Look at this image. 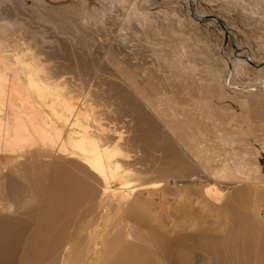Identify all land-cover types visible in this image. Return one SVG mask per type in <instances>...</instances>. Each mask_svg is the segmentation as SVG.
<instances>
[{
    "label": "bare ground",
    "instance_id": "obj_1",
    "mask_svg": "<svg viewBox=\"0 0 264 264\" xmlns=\"http://www.w3.org/2000/svg\"><path fill=\"white\" fill-rule=\"evenodd\" d=\"M191 3L196 6L198 1ZM195 11L197 17H208L197 7ZM21 46L8 51L10 61L0 62V167L13 175L7 176L0 200L9 206L22 203L21 208L37 206L31 210L35 219L31 213L18 219L3 211L0 214L4 215L0 216V264H159L158 259L146 260L151 250L168 264L216 259L217 245L199 242L197 231L165 238L167 226L160 224L162 217L154 212L152 201L159 194L175 191L185 201L182 208H187L193 195L202 196L197 203L209 214L214 212L213 220L223 225L220 218L225 212L219 205L223 196L239 194L236 190L241 185L253 186L255 194L264 189L262 171L258 172L264 169V126L255 125V130L246 128L240 134L254 141L249 152L234 138V128L225 124L231 121V113L220 120L210 106L213 98L221 100L227 93L211 95L210 89L203 90L208 84H188L187 99L181 97L184 91L166 94L155 85V71L160 67L163 80L168 81L165 66L155 69L148 61L135 64L127 59L121 60L127 74L97 69V75H85L87 80L79 76V84L62 76L53 80L51 70L46 72L31 56L23 40ZM139 69L141 80L136 73ZM172 69L177 76L186 74L181 67L173 65ZM4 70L13 74L6 75ZM240 89L244 90L237 87L234 91ZM242 121L249 123L247 116ZM239 154L246 163L238 161ZM53 169L63 175L59 184L49 186ZM239 173L258 176L242 182L237 180ZM173 181L175 186H171ZM199 181L211 183L202 189L196 186ZM230 217L226 221L232 223L228 226L232 240L234 233H241L242 218ZM30 221L36 223L33 229ZM153 222L160 227H152ZM185 223L190 225L183 222L178 231L191 227L209 236L207 226L200 227L191 216ZM243 234L249 233L244 229ZM132 238L137 243H131ZM166 246L171 250L165 251ZM224 260L233 264L235 256L227 255ZM258 260L254 263L259 264Z\"/></svg>",
    "mask_w": 264,
    "mask_h": 264
},
{
    "label": "rangeland",
    "instance_id": "obj_2",
    "mask_svg": "<svg viewBox=\"0 0 264 264\" xmlns=\"http://www.w3.org/2000/svg\"><path fill=\"white\" fill-rule=\"evenodd\" d=\"M197 1L198 4L193 6L191 0H0V62L6 63L9 58L8 51L11 49L22 48L23 40L31 56L43 66L45 71L51 70L53 76H50L54 77L53 80L55 76L60 79L62 76L71 79L74 84H79V76L87 80L86 74L97 75V69L106 74H127L124 72L125 66L121 62L122 59L130 60L135 64L142 62L145 64L148 61L153 63L155 69L159 65L170 70L169 67L172 65L170 72L164 69L168 74L165 75L169 77L167 82L161 75L160 70L163 67L155 71L157 77L155 80L158 82L155 83L156 89L166 94L174 90L181 94L184 91L185 94L181 95L184 99L189 97L188 84L192 83L196 86L208 84L209 88L203 87V90L210 89L211 92L208 93H213L211 95L222 97L227 93V96H223L221 100L213 98L216 102L210 101V106L214 107L215 115L220 120H225L226 113H231V121L227 120L225 124L230 129L234 128L232 129L236 131L234 138H239L242 148H248L250 152L254 141H246L240 134L246 132V128L255 130L257 125L264 126V86L260 84V82L264 83V0H258V2L256 0ZM196 7L205 14L204 16L210 18L195 16ZM219 21L223 23L227 31L223 29ZM8 60L10 61V58ZM173 65L185 70L186 74L182 72L185 76H177L173 73ZM4 72L6 75L13 74L10 70H4ZM136 73L141 80V69ZM194 73H196L195 76ZM230 85L236 87H230ZM237 87L244 90L234 91ZM101 88L106 86L103 85ZM138 103L139 101L135 105ZM131 109L133 111V107ZM225 110L227 112H224ZM246 116L249 123L246 122L245 125L242 118ZM261 132L259 131V135ZM243 137L247 138V136ZM253 158L254 156L250 157V159ZM244 160L245 158L241 156L238 161ZM22 163L25 162L22 161ZM25 164H22L23 167L30 172V167ZM52 172L50 175H53V178L48 179L49 186H55L61 181L63 175L54 169ZM258 172L264 179V169L261 168ZM39 175L43 178L41 173ZM7 176L13 175L3 173L0 167V193L4 190ZM257 176V173L249 175L239 173L237 180L250 182ZM17 182L24 187V182L19 179ZM206 182L199 181L196 186L206 188L211 181L207 182L208 184ZM170 183L171 186H175L174 181ZM248 186L250 185L239 186L236 190L239 194L235 195L234 192L233 199L217 192L218 196H223L222 201L219 202L220 208H223L220 210L225 212L220 218L223 220H221L223 225H217L219 223L215 222L214 212L209 214L206 208L197 203L201 201L202 196L193 195L192 203L187 209L182 208L185 201L179 192L159 194L152 201V205L154 212L162 217L160 224L167 226L163 229L165 238L174 237L179 232H181L179 236L184 235L185 232H187L185 235L198 232V240L202 244L208 245L214 242L217 249H214L213 256L217 258L206 260L202 264L218 262L230 264L224 260V257L230 254L235 256L233 264H256L254 259L257 257H259V264L264 263V189L260 188L255 194L253 186L251 188ZM228 198H231V201ZM20 200L23 203L25 201L21 198ZM224 202L227 203L230 211L224 209ZM21 205L22 203H18L9 206L5 201L0 200V214L5 213L4 215L18 219L31 213L37 206L34 203L21 208ZM17 211H20V214ZM188 213L193 220L201 224H199L200 227L207 226L206 232L209 236L206 237L200 233V230L191 227L186 231H178L177 227H181V223L190 225L185 223V218L190 217ZM30 215L35 219V213ZM226 216H231L236 221L239 219L238 216L242 218L239 222L242 227L241 233H234L235 237L233 236L232 240L228 238L232 223H227ZM172 220L179 225L176 226L174 222H171ZM30 222L33 229L36 223ZM150 225L160 227L158 222ZM244 229L249 233L248 235L243 234ZM145 232L141 233L145 234ZM131 243H137V241L132 238ZM137 249L139 250V247ZM170 250L171 247L166 246L165 251ZM150 252L145 256L147 261L158 259L159 264H168L161 257L156 258L153 250ZM237 253L239 259L236 256Z\"/></svg>",
    "mask_w": 264,
    "mask_h": 264
},
{
    "label": "water",
    "instance_id": "obj_3",
    "mask_svg": "<svg viewBox=\"0 0 264 264\" xmlns=\"http://www.w3.org/2000/svg\"><path fill=\"white\" fill-rule=\"evenodd\" d=\"M206 19L210 18V17H205ZM219 23L221 24V26L223 27L224 30H227L226 27L223 25L222 22L219 21Z\"/></svg>",
    "mask_w": 264,
    "mask_h": 264
}]
</instances>
